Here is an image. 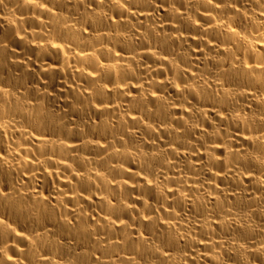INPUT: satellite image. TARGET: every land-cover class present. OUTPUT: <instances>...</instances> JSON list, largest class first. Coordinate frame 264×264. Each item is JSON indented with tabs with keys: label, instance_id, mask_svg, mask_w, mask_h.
I'll list each match as a JSON object with an SVG mask.
<instances>
[{
	"label": "bare ground",
	"instance_id": "obj_1",
	"mask_svg": "<svg viewBox=\"0 0 264 264\" xmlns=\"http://www.w3.org/2000/svg\"><path fill=\"white\" fill-rule=\"evenodd\" d=\"M0 264H264V0H0Z\"/></svg>",
	"mask_w": 264,
	"mask_h": 264
}]
</instances>
